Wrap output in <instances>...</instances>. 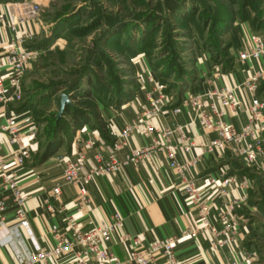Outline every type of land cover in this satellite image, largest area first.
<instances>
[{
	"label": "rangeland",
	"instance_id": "374dc122",
	"mask_svg": "<svg viewBox=\"0 0 264 264\" xmlns=\"http://www.w3.org/2000/svg\"><path fill=\"white\" fill-rule=\"evenodd\" d=\"M6 4H24L23 12L33 11L40 28L27 43L36 56L20 79L21 107L33 111L32 127L41 138L27 161L42 158L48 149L66 153L87 135L107 137L109 127L99 107L116 109L126 100H143L150 86V90L159 86L168 100L181 99L196 88L197 62L207 63L214 73H226L238 53L249 48L254 34L264 37V0H7ZM261 60L264 71V56ZM259 88L264 90V78ZM62 94L69 103L60 112ZM263 181L260 178L261 191L251 200L253 211L240 209L247 201L237 207L239 220L241 216L254 226L244 247L256 252L250 264H264Z\"/></svg>",
	"mask_w": 264,
	"mask_h": 264
},
{
	"label": "crops",
	"instance_id": "0c3cea01",
	"mask_svg": "<svg viewBox=\"0 0 264 264\" xmlns=\"http://www.w3.org/2000/svg\"><path fill=\"white\" fill-rule=\"evenodd\" d=\"M6 1L0 0V13L4 15V20L0 23V55L4 52L7 43L15 37L14 31L10 28V22L11 16L16 12V7H8ZM25 25L33 33V37L40 31L37 18L28 19ZM259 63L253 61L244 65L235 61L226 73H214L209 71L207 63H203L201 60L196 63L198 82L191 93H206L217 86L233 87L249 75L250 66L257 68L260 67ZM261 63L263 64V62ZM4 84L6 87L9 86L7 79L4 80ZM150 88L151 86L147 90ZM12 92L13 89L8 88V93ZM144 95L145 93L142 94L143 100L138 98L126 100L121 102L116 109L113 106L99 107L102 120L109 127L107 137L87 135L81 141L72 143L66 153L60 148L50 153L47 158L31 157L30 160L16 168L20 188L26 196L29 225L27 227L16 225L15 216L11 210L0 215L2 218L0 220V264H18L20 261L30 258L37 247L55 245L56 241L50 233V226L58 224L64 227V217L74 216L84 230H89L99 222L105 221L114 211H119L123 215V225L109 237L105 246L122 260L127 256L126 247L118 239L122 233L140 236L144 243L153 241L155 238L180 237L175 248L181 264H223L227 260L237 259L241 256L254 227L241 216L235 242L230 246L224 245L217 250L211 249L208 236L212 237V235L208 231L198 233L195 237H181L185 229L196 224V210L186 202V194L178 184L177 174L169 169L165 156L161 154H153L149 159L121 167L116 173L105 174L85 183L69 184L64 182L61 173L65 160L74 159L77 153H83L87 160L86 168L82 172L96 164L94 158L96 153H99L102 158L108 159L112 144L118 138L121 128L143 113L146 103ZM235 95L240 104L237 110H232L221 104L219 106L225 110L226 122L236 128H241L248 122L246 107L250 100L253 96L264 98V90L259 88L253 94L246 89L237 88ZM181 99L168 100L162 105L158 114L148 120L158 128L187 124L190 138L196 144V147L188 155L200 156L199 162L189 170V174L195 178L197 187L207 191L208 177H218L220 170L227 171L236 178V183L230 188L229 196L236 198L246 195L247 203L240 209L246 212L253 211L254 205L251 200L257 196L258 191H261L262 186H260L259 180L264 178V174L255 166L246 168L242 160L232 157L228 150L219 149L212 153L206 152L204 146L215 138V133L197 123L194 120L195 109L189 103L181 104ZM23 100L22 97V100L17 102H0V123H3L6 116H14L22 127L23 141L29 144L33 151L37 149L41 138L38 130L35 129L36 135L32 139L31 130L36 128L32 127L34 122L31 112L33 111L21 107ZM177 105H180L181 113L174 114L173 108ZM206 110H209L208 107ZM127 141L128 146L116 152V157L120 160L129 150L143 147L151 140L136 131ZM0 142L2 152H8L11 147L6 141L5 134L1 131ZM178 157L180 160L183 159L180 154ZM258 163L263 165L264 160L259 158ZM56 184H59L61 193L55 197L52 189ZM80 186L85 187L90 202L82 210H77L74 203L78 199ZM44 201H48L50 205L58 208L55 216H49L46 212L43 206ZM219 202L218 197H210L207 200L211 211L210 220L218 229L222 225L216 220ZM7 228L9 234H7ZM72 259L73 253L66 252L61 255L58 262L67 264ZM154 264H162V261L157 260Z\"/></svg>",
	"mask_w": 264,
	"mask_h": 264
},
{
	"label": "built area",
	"instance_id": "2783aa9c",
	"mask_svg": "<svg viewBox=\"0 0 264 264\" xmlns=\"http://www.w3.org/2000/svg\"><path fill=\"white\" fill-rule=\"evenodd\" d=\"M25 4V3H24ZM24 4L16 7V12L11 16L10 28L15 33L14 39L5 46L0 55V102L9 103L22 100L20 79L35 58L36 51L27 46L33 39V33L26 28V22L33 17V11L28 15L23 12ZM4 15L0 13V23ZM249 48L237 55L240 64L259 61L264 56V37L259 34L252 36ZM264 78L262 67L250 66L249 75L239 84L233 87L217 86L212 90L201 94H187L180 103H189L195 109V121L204 128L215 133V138L205 145V151L212 153L216 150H228L232 157L239 158L247 166H255L264 174V164L259 165V158L264 160V98L253 96L246 107L247 123L241 128H236L225 120V110L219 106H227L232 110L240 107L235 95L237 88L246 89L255 94L258 91L261 80ZM8 80V87L4 80ZM152 80V79H151ZM150 80V81H151ZM8 88L13 89L8 93ZM145 109L140 117L131 120L124 125L112 144V150L108 159L102 158L99 153L94 155L96 164L86 168V158L83 153H77L74 159H66L61 175L69 184L88 182L105 174L116 173L121 167L137 164L149 159L153 154L165 156L169 169L178 176V184L184 189L186 202L196 210V224L185 229L181 237H195L198 233L208 231L209 247L213 250L224 245H232L235 242L239 228V216L237 207L245 203L246 195L231 197L230 188L236 183V178L226 171L220 170L218 177L209 176L207 179L208 190H201L195 183V178L190 175L192 169L200 160V156L188 155L196 144L190 138L187 124H177L169 127L158 128L148 120L156 116L162 105L168 102L166 95L155 85L147 90L144 95ZM208 107V111L206 108ZM174 114L181 113L180 105L174 106ZM0 131L5 134L6 141L11 147L6 153L2 152L0 142V215L7 210L14 213L16 225L27 227L29 225L26 196L22 192L16 174V168L23 165L32 153V148L22 138V127L14 116H6L0 123ZM139 131L151 141L149 144L129 150L121 158L116 157V152L128 146V138ZM36 130H31L32 139ZM183 157L179 159L178 155ZM79 196L74 207L82 210L88 205L90 198L84 186H80ZM210 193H209V192ZM54 196L60 195V186L52 189ZM209 193V194H208ZM218 197L219 208L216 212V220L221 222V228H216L212 223L208 198ZM43 206L49 216H55L58 208L50 205L48 201ZM0 220L2 218L0 217ZM123 215L114 211L105 221L99 222L89 230H84L74 216L64 217V227L51 225L50 233L55 245L50 247L39 246L31 254L30 258L20 261L18 264H59L61 255L66 252L73 253V259L67 264H154L161 260L162 264H181L176 254L175 244L180 237L155 238L144 243L140 236H131L122 233L119 242L126 247V257L120 259L112 254L105 246L106 241L118 228L123 225ZM7 234H9L7 228ZM6 234V235H7ZM256 256L255 250H243L237 259L227 260L223 264H250Z\"/></svg>",
	"mask_w": 264,
	"mask_h": 264
},
{
	"label": "water",
	"instance_id": "95a60500",
	"mask_svg": "<svg viewBox=\"0 0 264 264\" xmlns=\"http://www.w3.org/2000/svg\"><path fill=\"white\" fill-rule=\"evenodd\" d=\"M68 103H69V99H68L67 95L62 94L61 99H60V107H59L60 112L63 111L62 109H63L64 105L68 104Z\"/></svg>",
	"mask_w": 264,
	"mask_h": 264
},
{
	"label": "trees",
	"instance_id": "16d2710c",
	"mask_svg": "<svg viewBox=\"0 0 264 264\" xmlns=\"http://www.w3.org/2000/svg\"><path fill=\"white\" fill-rule=\"evenodd\" d=\"M97 115H98V114H97ZM50 153H51V150L48 149V150L46 151L45 155L43 156V158H47V157L50 155Z\"/></svg>",
	"mask_w": 264,
	"mask_h": 264
}]
</instances>
